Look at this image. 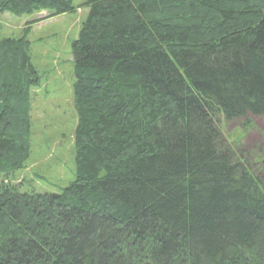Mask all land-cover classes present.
Masks as SVG:
<instances>
[{
	"label": "trees",
	"instance_id": "1",
	"mask_svg": "<svg viewBox=\"0 0 264 264\" xmlns=\"http://www.w3.org/2000/svg\"><path fill=\"white\" fill-rule=\"evenodd\" d=\"M73 2L0 0V15ZM82 6L75 173L58 192L11 182L39 81L25 35L0 40V264H264V160L253 174L217 146L219 116H264V0Z\"/></svg>",
	"mask_w": 264,
	"mask_h": 264
},
{
	"label": "rangeland",
	"instance_id": "2",
	"mask_svg": "<svg viewBox=\"0 0 264 264\" xmlns=\"http://www.w3.org/2000/svg\"><path fill=\"white\" fill-rule=\"evenodd\" d=\"M84 1L74 0V13L44 21V12L0 15V40L25 35L39 81L31 88L30 155L24 167L10 176L11 182L22 184L20 192L55 193L74 178L71 48L87 16ZM217 124L218 150H229L234 160L258 174L264 160V116L231 122L219 116Z\"/></svg>",
	"mask_w": 264,
	"mask_h": 264
}]
</instances>
